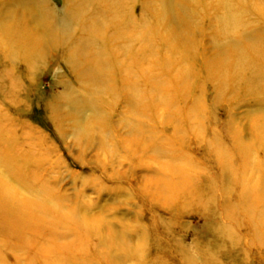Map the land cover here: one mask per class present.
Instances as JSON below:
<instances>
[{"label": "rangeland", "instance_id": "rangeland-1", "mask_svg": "<svg viewBox=\"0 0 264 264\" xmlns=\"http://www.w3.org/2000/svg\"><path fill=\"white\" fill-rule=\"evenodd\" d=\"M6 1L0 0V9ZM99 1L11 7L31 10L30 30L42 31L34 22L38 14L58 25L76 10L83 23L95 18L118 26L94 35L102 56H69L70 47L85 40L76 22L64 31L55 27V45L47 43L36 61L7 60L0 48V192L12 193L14 209L58 206L82 228L70 221L53 226L57 217L50 214L56 242L43 237L32 256L0 238V264H264V234L248 224L250 196H242L244 185L258 191L264 177V83L253 85L255 74H247L246 86L221 84L220 69L212 75L204 67L212 70L219 52L226 65L236 60L234 45L246 56V46L257 42L253 56H264V0H182L184 12L175 11L168 24L156 0H109L119 6L126 1L114 18ZM226 1L241 8L239 26L219 36L224 12L216 6ZM119 31L130 41L119 42ZM148 73L160 88L175 92L171 115L189 133L182 152L197 167L189 182L197 198L170 197L165 184L181 179L173 168L187 165L148 149L152 141L167 148L175 123L163 107L144 102ZM92 77L105 81L88 84ZM130 84L144 95L139 111L131 106ZM183 84L181 92L176 87ZM186 95L188 107H201L195 121L183 110ZM223 153L226 173L220 172Z\"/></svg>", "mask_w": 264, "mask_h": 264}, {"label": "bare ground", "instance_id": "bare-ground-1", "mask_svg": "<svg viewBox=\"0 0 264 264\" xmlns=\"http://www.w3.org/2000/svg\"><path fill=\"white\" fill-rule=\"evenodd\" d=\"M109 0H100L101 2H107L108 6H110L111 13L113 18L119 15V12L123 9L124 3L126 4V1H123L124 3H121V6L119 4L109 3ZM145 1V0H144ZM158 2V11L159 14L161 13V17L165 18L166 15H168L169 19L167 24L169 23L170 19H172V15L176 12L178 14H182L184 12L185 6L187 5V2H183L182 0H156ZM14 2V4H13ZM2 3V2H1ZM39 0H8L6 1V5L1 7L2 9V15L0 16V48L4 50L6 59H18L20 61L24 62H31L36 61L40 56H43L46 50H44V46L52 41V44L55 45V38H54V30L55 27L58 28L60 31H64L67 28V25L71 22H76V24H81V30L83 31V35L85 40L80 41L79 47L71 48V51L69 53V56H85V55H93V56H102L103 52L99 49V43L98 40L94 37L95 34L101 35L104 30L107 27H110V29L116 28L114 21H110L107 24L104 23L101 24V22L95 18H92L90 20H85L84 23L81 22L83 19V15L81 10L73 11L71 14L68 13L65 20L55 24H50L47 21V18L45 19V16L43 14H38V16L34 19L38 21V24L40 25L42 31H36L37 28L34 30H30V28L27 25V17L31 15V10H35L37 8V5L39 4ZM88 1L84 5H88ZM151 2L145 4L147 7H149ZM229 1L221 2L218 6H216V9L223 10L224 14L220 16L219 18V29H218V35L221 36L225 30L227 29L228 32H234L233 30H236L237 25L239 26V22L237 20L238 12L241 11V8H237V6H231L228 4ZM76 4V3H75ZM12 5H17L19 8L24 10V8L28 6H31V10L29 9V12L22 11L21 9H18L16 11H11ZM82 5V4H81ZM78 6V5H77ZM33 8V9H32ZM238 9V12L236 11ZM240 9V10H239ZM43 10V9H42ZM41 10V12H42ZM49 9L46 8L43 10V12L48 11ZM18 11V12H17ZM37 11V10H36ZM83 11V10H82ZM219 12V10H217ZM243 11V10H242ZM25 13V14H24ZM30 17V16H29ZM33 18V17H32ZM69 22V23H68ZM86 22V24H85ZM87 22H91L88 26ZM114 23V24H112ZM164 23H166L164 21ZM72 25V24H71ZM76 27V26H75ZM60 33V32H59ZM65 33V32H64ZM236 33V32H235ZM62 38H59L57 41L64 42V38L62 33ZM119 42H128L130 41L129 38H126L122 32H118ZM234 34V33H233ZM231 35V34H230ZM73 39V38H72ZM72 39H68L72 40ZM244 39V38H243ZM257 43V42H256ZM256 43H251L246 46L245 51L248 53L246 56H241L239 53V49H237L234 46H231V48H234V51L237 53H234L237 56L236 60H233L230 62V64L226 65V59L227 56L224 54V52L220 53L219 56L215 57V61L213 62L214 65L213 69H209L208 65L206 64L205 71H209L210 74H215L216 70L220 69V72L222 73V78L219 80L221 84L227 83V81H231L228 85H234L236 84H244L246 86L245 78L247 74H255V79L251 81L253 85H259L264 83V56H253V52L256 47ZM256 44V45H255ZM67 45V44H65ZM64 45V46H65ZM52 49V48H51ZM84 54V55H82ZM258 58V60H256ZM219 60V61H218ZM219 63V64H218ZM217 64V65H215ZM211 65V64H210ZM226 65L227 71L222 72L224 66ZM101 66V65H100ZM99 66V67H100ZM97 67V65H96ZM215 67V68H214ZM186 71V70H184ZM219 71V70H218ZM82 75V72L80 73ZM88 74V71L86 75ZM148 81H147V88H149V96L148 101L142 100V93H140L137 90H134L132 85L130 84V89H128V92L133 95L134 101H136V104H132L131 106L133 108H137L139 111V108L142 103L148 102L150 106L153 105H159L160 107H163V111L165 110L166 114L171 115L172 110H176L175 107H173L172 103L175 98V92L173 90L172 92H169L167 89H165V85L160 88L159 82L155 83V79L151 73ZM181 77L183 79H187L186 73H181ZM146 79V77H145ZM236 80V81H235ZM92 77V79L88 82V84H97L99 86H102V81H98ZM126 82V80L124 81ZM129 85V82H128ZM249 84L247 83V86ZM158 87L161 90L155 88ZM92 87V86H90ZM181 92L185 90L186 84H183L181 86L176 87ZM152 94V95H151ZM144 96V95H143ZM189 96H185V105L183 109L185 113H188V116L194 120L193 115H195L201 107L197 105L195 102H192V105L188 107L189 105ZM194 98V97H193ZM183 99H181L179 102L182 103ZM144 101V102H143ZM194 101V100H193ZM178 104V102H176ZM175 103V104H176ZM145 104V103H144ZM142 104V105H144ZM186 106V107H185ZM142 108V107H141ZM136 110V109H135ZM140 115V114H139ZM164 117V116H163ZM171 115V119L175 121V123H170V127L172 130V135L167 140L169 146L165 148L163 145L155 144L152 141V145L148 147L150 152L155 156H161L162 154L169 155V160L172 161V163H178L183 164L185 163L187 165L186 169H181L180 167L173 168V171L175 174H178L181 179L177 180L176 182L172 184H165L164 187H166L167 192L169 193L170 197L173 199H179L183 198L185 195H188L190 198H197L196 195V189H192L190 185V177L191 173L194 172L197 167L195 166V163L190 159V157L182 152L183 149H185V141L188 140L187 134L184 129H179V126L181 125V121L176 119V117H173ZM168 119V118H167ZM177 120V121H176ZM168 122V120H165ZM195 121V120H194ZM178 128V129H177ZM184 136H181L183 135ZM187 136V137H186ZM180 137H184L180 138ZM153 140V139H152ZM156 145V146H155ZM238 147H240L238 145ZM208 153V152H207ZM221 163L220 169L221 173H226V165L229 163V158H227L228 154L223 153L219 154ZM228 166V165H227ZM245 166V164H244ZM167 167H172L167 166ZM259 190L258 191H252L251 193L248 192V189L243 186L242 190V196H250L251 204L249 207H246V218L248 220V224H250V227L253 229L258 230V232L263 235L264 234V177L259 178ZM0 186H3L0 183ZM209 186V184H208ZM6 188V187H5ZM2 193V194H1ZM5 193V194H4ZM197 193L199 191L197 190ZM0 238L5 240L6 245H18L21 247V251L27 250L29 254H32V256L35 253H39L43 243L42 238L47 237V235L50 237V240L52 243H55L57 238L54 236L53 228L51 226V219L48 215H55L57 218H54L52 220L53 226L56 224L65 223L66 222H72V224L75 226L74 229L81 230L82 228H78L81 223H78V219H70V215H66L58 208V206H53L52 209L47 210L44 206H36L34 209H32L30 212L27 210L23 205L20 208L14 209L12 208L13 205V196L12 193L6 188L3 190V192H0ZM198 195V194H197ZM46 218H49V221H45ZM63 226V224H62ZM65 226V225H64ZM67 227V226H66ZM72 229V228H70ZM262 232V233H261ZM44 234V235H43ZM37 235V236H36ZM39 235V237H38ZM43 235V236H42ZM49 240V238H48ZM187 260V259H186ZM201 261V260H199ZM187 262V261H186ZM194 262V261H193ZM196 262V261H195Z\"/></svg>", "mask_w": 264, "mask_h": 264}]
</instances>
